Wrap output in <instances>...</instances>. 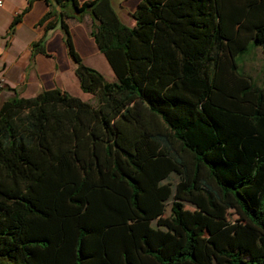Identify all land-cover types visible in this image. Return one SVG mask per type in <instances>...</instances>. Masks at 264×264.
<instances>
[{"label": "trees", "instance_id": "obj_1", "mask_svg": "<svg viewBox=\"0 0 264 264\" xmlns=\"http://www.w3.org/2000/svg\"><path fill=\"white\" fill-rule=\"evenodd\" d=\"M54 1L91 16L113 79L60 10L94 102L52 88L0 104V264H264V87L239 66L264 50V0H139L131 26L110 0Z\"/></svg>", "mask_w": 264, "mask_h": 264}, {"label": "crops", "instance_id": "obj_2", "mask_svg": "<svg viewBox=\"0 0 264 264\" xmlns=\"http://www.w3.org/2000/svg\"><path fill=\"white\" fill-rule=\"evenodd\" d=\"M138 1L110 0V3L118 19L123 24L131 26L133 19L130 13ZM60 10H63L68 16L64 20L73 47L81 60L91 56L100 58L104 60V69L108 73L111 72L104 56L98 51L89 35L92 18L88 13H76L65 4L60 7L54 0H1L0 79L2 82L0 104L14 95L31 97L41 90L52 88L64 90L62 89V78H60L61 68L64 66L66 70L73 72V66L68 63V61L72 62L67 56L62 41L59 16L57 15ZM47 11L56 15L52 14L42 21L41 19ZM16 16L17 20L10 28V24ZM48 22L52 23L50 27L47 26ZM37 40L40 41L43 51H32L29 48V45ZM58 60L63 62V66L60 68L57 66ZM88 64L85 65L89 66L90 64Z\"/></svg>", "mask_w": 264, "mask_h": 264}, {"label": "rangeland", "instance_id": "obj_3", "mask_svg": "<svg viewBox=\"0 0 264 264\" xmlns=\"http://www.w3.org/2000/svg\"><path fill=\"white\" fill-rule=\"evenodd\" d=\"M68 61V60H67ZM83 63H89L92 68L96 69L105 80L110 81L113 77L112 71L108 73L104 69V60L91 56L87 58H83ZM68 63L72 65L68 61ZM88 64V65H89ZM89 65V66H90ZM59 68L63 66V62L58 60ZM240 70L249 78L251 81L259 86L264 87V50L261 47H251L248 54L244 55L240 61ZM60 78L62 83V89H64L70 95L79 97L82 100H87L91 103L94 102V97L91 94L82 93L77 85V79L73 75L72 70H66L63 66L60 71ZM113 79V78H112ZM177 179V176L174 173H171L168 177V180L172 183ZM169 210V200L165 203V213H168Z\"/></svg>", "mask_w": 264, "mask_h": 264}, {"label": "built area", "instance_id": "obj_4", "mask_svg": "<svg viewBox=\"0 0 264 264\" xmlns=\"http://www.w3.org/2000/svg\"><path fill=\"white\" fill-rule=\"evenodd\" d=\"M0 5H1V0H0ZM1 82H2V79H0V87H1Z\"/></svg>", "mask_w": 264, "mask_h": 264}]
</instances>
